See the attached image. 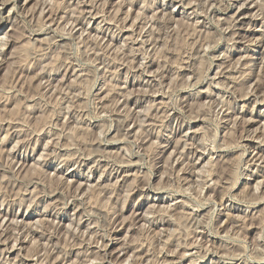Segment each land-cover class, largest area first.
<instances>
[{
  "label": "rangeland",
  "instance_id": "1",
  "mask_svg": "<svg viewBox=\"0 0 264 264\" xmlns=\"http://www.w3.org/2000/svg\"><path fill=\"white\" fill-rule=\"evenodd\" d=\"M221 2L223 7H217L215 0H205L212 6L207 12L201 8L191 19L199 0H187L179 7L169 2L165 9V14L172 13L169 39L157 31L155 20L151 24L142 21L143 16L154 14L141 12L139 0L131 6L124 0H87L83 4L80 0H0V38L7 35L5 48L0 45V252L6 259L15 264H61L62 257L49 249L62 238L65 264H80L83 249L99 252L84 257L87 264H108L109 260L111 264H193L197 260L198 264H264V0ZM41 3L46 6L40 7ZM98 4L103 5L102 10L94 7ZM68 8L71 12L66 15ZM209 19L226 29L223 38ZM148 32L154 36L146 40ZM74 45L79 49L77 55L88 54L89 63L84 67L72 55ZM130 46L137 52L142 46L148 50L147 72L140 55L125 60ZM105 53L112 61L113 77L93 84L89 72ZM161 65H165L163 73ZM97 75L104 76L105 69L99 67ZM172 94L179 110L165 111L163 106ZM219 98L227 103H217ZM90 103L95 104V111L88 107ZM114 104L116 111L110 115ZM125 109L129 110L127 116ZM185 110L193 119L184 120ZM139 112L147 114L146 127L164 117L160 123L166 127L180 120L184 128L167 140L153 137L148 143L142 137L144 130L130 118ZM207 113L219 116V123L216 139L205 149L201 141L210 139ZM108 122L112 128L105 131ZM124 122L122 130L117 125ZM185 134L191 147L183 141ZM129 140L150 151L154 167L148 183L165 192L146 184L133 191L122 205L123 216L113 221L119 226L112 230L117 239L110 243L94 235L98 217L109 215L115 201L108 194L115 191L123 196L143 168L139 157L128 160L125 155ZM57 141L63 145L57 149L59 155L66 160L59 171L57 158L51 155ZM80 142L87 156L69 159L81 147ZM156 144L162 146L154 148ZM114 161H119L114 164L118 173H112ZM9 169L17 175L14 184L6 178L12 175ZM41 178L45 182L39 187L45 194L35 196L32 203L35 184L27 192L21 193V188L26 180ZM170 178L174 184L169 183ZM171 188L180 191L168 195ZM142 193H151L153 199H140ZM205 198L215 201L212 216L213 205L201 203ZM57 204L62 209L51 207ZM193 204L201 206L193 208ZM45 206H50L47 212ZM76 219L81 223H74ZM198 220L210 222L211 227L206 230L201 224L190 231L189 226L195 227ZM239 224L245 225L242 231ZM24 225H35L30 229L31 240L11 239L10 229L22 231ZM41 229L48 232L43 240ZM77 236L79 240L73 239ZM238 238L250 242L251 250L247 243L242 248Z\"/></svg>",
  "mask_w": 264,
  "mask_h": 264
},
{
  "label": "clouds",
  "instance_id": "2",
  "mask_svg": "<svg viewBox=\"0 0 264 264\" xmlns=\"http://www.w3.org/2000/svg\"><path fill=\"white\" fill-rule=\"evenodd\" d=\"M86 2H87V0H80L81 4L86 3ZM136 2H137V0H124V3L128 4L129 6H131L132 4H134ZM139 2L141 3V12H145V11L150 10L154 14L153 16H143L142 21L146 24H151L152 21L155 20L157 22V24L159 25V27L157 28V31L161 32L163 34V36H166L169 39H172L173 30L170 26V22H172V13L165 14V9L169 6L170 0H139ZM231 2H232V0H228L229 4H231ZM171 3L176 4V6L179 7L180 5L186 4L187 0H171ZM215 3H216L217 7H223L221 0H215ZM45 6H46L45 3H41V5H40V7H42V8H44ZM211 6H212L211 4H206L205 0H199L197 8L193 11L191 16H189V19L196 16L197 12L201 8L204 9L205 12H207V9L210 8ZM0 7H2V5H0ZM94 7L100 8L102 10L103 5L98 4V5H95ZM70 12H71V9L68 8V10L66 11L65 14L68 15ZM76 15H79V13H77ZM0 20H2V17H0ZM209 23H216L217 27L219 28L218 22L209 19ZM44 26L47 27V25H44ZM225 31H226V29L219 28L220 38H223V33ZM149 36H154V33L148 32L145 36V39L147 40ZM84 43L87 45V41H85ZM129 43L130 42L125 41V44H129ZM125 44H122L120 46L121 50H123L125 48ZM131 44H134V41L131 42ZM89 47H92V46H89ZM166 48H167V46H166ZM78 51H79L78 46L74 45L73 49H72V55L77 57L76 63L80 67H84L87 63H89V61L87 60L88 54L80 53L79 55H77ZM2 55H3V53L0 52V56H2ZM137 55H140L142 57V60L140 63L143 65V71L147 72L148 67H147L146 61L150 58V54H149L147 49L141 47L139 52H137V49L134 46H130L128 49V54H127V56H125V60L135 59ZM4 62H6V61H4ZM169 63H170V61H169ZM209 63H210V61H209ZM96 64L98 66H94L89 72V75L92 78L93 84H95L96 81H98V80H101V79L106 80L107 78L113 77V74L111 71V69L113 68V64H112V61L107 58V53H105L100 59H98L96 61ZM99 67H103L105 69V75L104 76L97 75V72L99 71ZM164 67H165V65H161V73H163ZM129 76H131V73H129ZM149 86H152L151 82L149 83ZM161 88H163V85H161ZM111 90L119 91V89H115V88H113ZM125 99H127V96H125ZM217 103L226 104L227 101L224 98H219ZM178 104H179L178 100L176 99L174 94H172V95H170L169 103L167 105H164L163 107L165 108V111H167L168 109H171L172 111H178L179 110ZM88 107H90L93 111H95V104L94 103H90L88 105ZM157 107H160V106L157 105ZM112 111H116L115 104L113 105L112 109L109 112L110 115H111ZM125 115L126 116L129 115L128 109H125ZM206 115L208 116V120H209L208 131L210 133V139H208L207 141H201V146L205 147V149L207 147H209L211 145L212 141H214L216 139V129H217L218 123H219V116L215 115L214 113H207ZM131 117H134L135 123L144 130L142 133V137L148 143H152L153 137L155 138L156 141L167 140L170 135H174L177 131H181L184 128V122L180 121V120H177L174 124H171V125L166 127L165 125L160 123V121L162 119H164V117H158L156 120H154L152 122L153 126H147L146 127V121L148 120L146 112L133 113V114H131L130 118ZM200 118H204V116L201 115ZM191 119H193V116L187 115V110H185L184 120L187 121V120H191ZM117 126L123 130L126 127V122L119 123ZM52 128L54 129L55 125H52ZM111 128H112V122H108V126L105 129V131H109V130H111ZM52 134L55 135V133H52ZM65 134L66 133H64V132L60 133V135H65ZM183 141L187 144L188 136L186 134L183 136ZM80 143H81V147L77 148V151L75 152L74 156L69 157V159H73V158H77V157H81V156H84V157L87 156V152L81 150L85 146L82 144V142H80ZM105 143H106V141H105ZM159 146H162V145L156 144V145H154V148L159 147ZM187 146L191 147L192 145L187 144ZM60 147H63V145L59 144L57 141V146H56V148L53 149V151L51 153V155H53L57 158V160H56V166H57L56 170L57 171H59L61 168H63L64 164L66 162L65 158L60 157V155H59V152L57 149ZM177 148L179 149V145H177ZM124 153L127 156L128 160H131L133 157H139V161L142 164L143 168H147L148 171H147V173H144L143 168H142L140 170V175L138 177L134 178L133 183L128 186V188L125 191V194L123 196H120L115 191H112L108 194L109 198L115 197V201L113 202L111 208L109 209V213H110L109 215L101 214L98 217V223L96 224L94 235L99 239H107V240H109V242H111L114 239H117V238L112 236V230L114 228L118 227L119 224L118 223L114 224L113 221H116L117 217L123 216L122 205L125 202V200L127 199V197L129 195H131V193L133 191H135L138 187H140L141 184H146L149 187H153L154 191L165 192V189H163V188L155 189V187L153 185L148 183V179L151 178L152 172H153V167H154V158L151 156L150 151L146 152L144 150L143 146H138L136 141L129 140L128 147L125 148ZM100 158L102 159L103 157L101 156ZM193 158L195 159V156ZM241 159H242V157H241ZM116 163H119V161H114L113 165H110V167L112 168V173H118V171H119L116 167H114V164H116ZM0 167H2V165H0ZM169 168L171 169V165H169ZM9 170H11V169H9ZM11 171H12V175L10 177H6V178L8 179L10 184H14V182L17 179V175H16L14 170H11ZM112 173H108V174L111 175ZM87 175H88V177H91L92 173L88 172ZM209 180H210V177H209ZM44 182L45 181L43 178L36 180V181L26 180L24 182L22 188H21V193L27 192L29 190L30 185L35 184L36 188H35L34 193L32 194V201H31L32 203H34L35 202V196L45 194V190L41 189L39 187V185L41 183H44ZM169 183L174 184L175 180L173 178H170ZM46 187H47V185H45V188ZM177 191H180V189L179 188H171V189L167 190V194L174 196ZM157 198H160V197H157ZM163 198H167V196H165ZM140 199L152 200L153 196L151 193H142L140 196ZM2 203L3 202L0 201V206H2ZM86 203H87L86 201L82 202V206L85 205ZM201 203L212 204L213 208H212V212L209 213V216H212L215 214L216 209H215V201L214 200L205 198V200H203ZM24 204H25V202L23 201V198L21 196V205L24 206ZM200 206H201V204H193L192 205L193 208H198ZM49 207L50 206H45L44 211L47 212ZM51 207H53L57 210H60V209H62L63 205L57 204V205H53ZM85 218H87V212H85ZM140 219L144 220L145 222H148V223L151 222L147 219V217H144V216H141ZM73 222L76 224H79L80 220L76 219ZM17 223H19V222H17ZM137 223H139V221H137ZM201 224H203V226L206 230L211 227L210 222L205 223L204 221H199L195 227L189 226L190 231L195 232L200 227ZM32 227H35V225H24L22 231H16L15 228H11L10 231H11L12 235L10 236V238L15 239V240H19V239H21V237H27L29 240H31L30 229ZM244 227H245V225H243V224L237 225V228L240 229L241 231L244 229ZM6 231H9V229H6ZM47 235H48V232L45 229H41L40 239L43 240L45 238V236H47ZM73 239L79 240V237L78 236L73 237ZM230 239H231V237H230ZM130 242H131V240H129V243ZM236 242H238L242 248L247 243L249 245V251L251 250L250 242H246L242 238H238ZM83 243L87 244L88 241L84 240ZM68 246H71V244L69 243ZM53 250L56 251L57 256L62 257L61 264H65V262L67 261V252L65 250V245L63 244L62 238L58 243L51 245V247L49 249V253H51ZM88 255H99V252L89 253L87 249L81 250V252L79 253V257L81 258L80 264H87V260L84 259V257H86ZM197 256H199V253H197ZM244 256H245V258H247L248 251H246L244 253ZM104 259H108L107 254H105ZM0 264H15V262L6 259L4 254L2 252H0ZM68 264H71V262L68 261ZM101 264H103V261H101ZM108 264H111L110 260L108 261ZM193 264H198V260L194 261Z\"/></svg>",
  "mask_w": 264,
  "mask_h": 264
},
{
  "label": "bare ground",
  "instance_id": "3",
  "mask_svg": "<svg viewBox=\"0 0 264 264\" xmlns=\"http://www.w3.org/2000/svg\"><path fill=\"white\" fill-rule=\"evenodd\" d=\"M27 1H30V2H31V0H26V2H27ZM247 1H248V0H247ZM253 1H254V0H253ZM256 1H257V0H256ZM44 2H45V0H44ZM47 2H48V0H47ZM50 2H51V1H50ZM170 2H171V1H170ZM245 2H246V1H245ZM245 2H244V3H245ZM28 3H29V2H28ZM78 3H79V2H78ZM258 3H259V2H258ZM261 3H262V2H261ZM0 4H1V3H0ZM38 4H39V3H38ZM38 4H37V5H38ZM45 4H46V3H45ZM255 4H256V3H255ZM262 4H263V3H262ZM27 5H28V4H27ZM132 5H133V4H132ZM244 5H245V4H244ZM250 5H251V4H250ZM15 6H16V5H15ZM15 6H14V7H15ZM50 6H51V4H50ZM241 6H242V5H241ZM258 6H259V5H258ZM260 6H261V5H260ZM36 7H37V6H36ZM36 7H34V8H36ZM239 7H240V6H239ZM263 7H264V6H263ZM52 8H53V7H52ZM241 8H242V7H241ZM15 9H16V8H15ZM36 9H37V8H36ZM83 9H84V8H83ZM130 9H131V8H130ZM193 9H194V8H193ZM238 9H240V8H238ZM12 10H13V9H12ZM16 10H17V9H16ZM30 10H31V9H30ZM30 10H29V11H30ZM44 10H45V9H44ZM260 10H261V9H260ZM84 11H86V10H84ZM238 11H239V10H238ZM10 12H12V11H10ZM30 12H31V11H30ZM41 12H42V11H41ZM51 12H52V11H51ZM42 13H43V12H42ZM254 13H255V12H254ZM256 13H257V12H256ZM25 14H30V13H27V12H26ZM52 14H53V13H52ZM52 14H50V16H51ZM137 14H138V13H137ZM139 14H140V13H139ZM258 14H259V13H258ZM128 15H129V13H128ZM128 15H127V16H128ZM241 15H242V14H241ZM243 15H245V14H243ZM1 16H2V15H1ZM50 16H49V17H50ZM47 17H48V16H47ZM47 17H46V18H47ZM129 17H130V16H129ZM139 17H140V16H139ZM234 17H235V16H234ZM241 17H242V16H241ZM257 17H258V16H257ZM15 18H16V16H15ZM15 18H14V19H15ZM55 18H56V17H55ZM135 18H136V17H135ZM126 19H128V18H126ZM137 19H138V18H137ZM137 19H136V20H137ZM231 19L233 20L232 17H231ZM234 19H235V18H234ZM245 19H246V17H245ZM261 19H262V18H261ZM46 20H47V19H46ZM220 21H221V20H220ZM227 21H228V20H227ZM230 21H231V20H230ZM236 21H237V20H236ZM249 21H250V20H249ZM50 22H51V21H50ZM80 22H81V20H80ZM137 22H138V21H137ZM223 22H224V21H223ZM76 23H77V22H76ZM13 24H14V23H13ZM51 24H52V23H51ZM79 24H80V23H79ZM226 24H227V23H226ZM233 24H234V23H233ZM98 25H99V24H98ZM227 25H230L229 22H228ZM1 26H2V25L0 24V29L3 28V27H1ZM12 26H13V25H12ZM249 27H250V26H249ZM130 28H131V26H130ZM130 28H129V29H130ZM132 28H133V24H132ZM228 28H229V27H228ZM241 28H242V27H241ZM251 29H252V28H251ZM227 31H228V30H227ZM95 32H96V31H95ZM238 32H239V31H238ZM238 32H237V33H238ZM90 33H91V32H90ZM98 33H99V32H98ZM230 33H231V32H230ZM232 33H233V32H232ZM80 34H81V33H80ZM105 34H106V33H105ZM206 34H207V32H206ZM233 34H234V33H233ZM235 34H236V33H235ZM5 35H6V34H5ZM5 35H4L3 37L0 38V45L3 44V41L5 40V39H4V38H5ZM83 35H84V34H83ZM96 35H97V34H96ZM9 36H10V35H9ZM81 36H82V35H81ZM231 36H233V35H231ZM231 36H230V37H231ZM235 36H236V35H235ZM235 36H234V37H235ZM6 37H7V35H6ZM29 38H30V37H29ZM97 38H98V37H97ZM248 38H249V37H248ZM112 39H113V38H112ZM232 39H234V38H232ZM13 40H15V39L13 38ZM45 40H46V38H45ZM236 40H237V39H236ZM251 40H252V38H251ZM256 40H257V39H256ZM6 41H7V40H6ZM15 41H16V40H15ZM28 41H30V40H28ZM33 41H34V40H33ZM232 41H233V40H232ZM240 42H241V41H240ZM30 43H31V42H30ZM153 44H154V43H153ZM3 45H4V46H2V47L5 48V44H3ZM27 45H28V44H27ZM32 45H34V43H33ZM256 45H257V44H256ZM0 47H1V46H0ZM6 47H7V45H6ZM142 47H143V46H142ZM4 48H3V49H4ZM15 50H17V48H15ZM15 50H14V51H15ZM229 50H230V49H229ZM44 51H45V50H44ZM241 52H242V51H241ZM43 53H44V52H43ZM13 54L15 55V53H13ZM37 55H38V54H37ZM10 56H11V55H10ZM41 56H42V55H41ZM11 57H12V56H11ZM138 57H139V56H138ZM250 63H251V62H250ZM1 64H2V63H1ZM236 64H237V63H236ZM148 65H149V64H148ZM262 65H263V63H262ZM140 66H141V65H140ZM222 66H223V65H222ZM260 66H261V65H260ZM220 67H221V66H220ZM261 67H262V66H261ZM261 67H260V68H261ZM226 68H227V67H226ZM228 68H232V66H231V67H228ZM142 69H143V68H142ZM261 70H262V69H261ZM261 70H259V73H260ZM223 71H224V70H223ZM225 72H226V71H225ZM219 73H220V72H218V74H219ZM222 73H223V72H222ZM222 73H221V74H222ZM148 74H149V73H148ZM155 74H156V73H155ZM218 74H217V75H218ZM151 75H152V74H151ZM259 75H260V74H259ZM77 76H78V75H77ZM77 76H76V77H77ZM261 76H262V75H261ZM78 77H80V75H79ZM126 78H127V77H126ZM261 78H262V77H261ZM261 78H259V80H260ZM127 79H128V78H127ZM145 80H146V79H145ZM150 81H151V80H150ZM263 81H264V80H263ZM140 83H141V82H140ZM261 83H262V82H261ZM261 85H262V84H261ZM125 87H126V86H125ZM123 94H124V93H123ZM207 94H208V93H207ZM197 98H198V97H197ZM125 102H126V101H125ZM127 102H128V101H127ZM256 102H257V101H256ZM263 102H264V101H263ZM135 103H136V102H135ZM257 103H258V102H257ZM261 103H262V102H261ZM160 105H161V104H160ZM254 109H255V108H254ZM253 113H254V112H253ZM236 118H237V117H236ZM250 120H251V119H250ZM247 121H249V120H247ZM253 121H254V120H253ZM250 122H251V121H250ZM255 123H256V122H255ZM11 130H12V129H11ZM263 132H264V131H263ZM7 134H8V133H7ZM116 135H117V134H116ZM9 136H10V135H9ZM5 137H7V136H5ZM120 137H121V136H120ZM9 138H10V137H9ZM118 138H119V137H118ZM122 138H123V136H122ZM7 139H8V138H7ZM17 139H18V138H17ZM98 139H99V137H98ZM111 140H113V139H111ZM252 140H253V139H252ZM257 140H259V139H257ZM261 140H262V139H261ZM123 141H124V140H123ZM169 141H170V140H169ZM37 142H38V141H37ZM113 142H114V141H113ZM176 142H177V141H176ZM176 142H175V144H176ZM2 143H3V142H2ZM53 143H54V142H53ZM115 143H116V142H115ZM18 144H20V141H19ZM178 144H180V143H178ZM261 144H262V143H261ZM263 144H264V142H263ZM159 145H160V144H159ZM55 146H56V145H55ZM176 146H177V145H176ZM15 147H16V146H15ZM22 147H23V146H22ZM53 147H54V146H53ZM102 147H103V146H102ZM54 148H55V147H54ZM12 150H13V148H12L11 151H9V152H12ZM175 150H176V149H175ZM256 150H257V149H256ZM176 152H177V151H176ZM262 152H263V151H262ZM246 153H247V152H246ZM95 154H96V153H95ZM174 154H175V153H174ZM172 155H173V154H172ZM242 156H243V155H242ZM257 159H258V158H257ZM259 159H260V158H259ZM263 160H264V159H263ZM221 161H222V160H221ZM16 162H17V161H16ZM224 162H225V160H224ZM258 162H259V161H258ZM75 163H76V162H75ZM122 163H123V162H122ZM124 163H126V162H124ZM132 163H133V162H132ZM132 163H131V164H132ZM129 164H130V163H129ZM135 164H136V163H135ZM223 164H224V163H223ZM75 166H76V165H75ZM80 166H81V165H80ZM103 173H104V171H103ZM256 174H257V173H256ZM127 177H128V176H127ZM98 181H99V180H98ZM117 181H118V180H117ZM259 181H260V180H259ZM216 183H218V182H216ZM216 183H215V184H216ZM256 183H257V182H256ZM263 183H264V182H263ZM218 184H219V183H218ZM69 185H70V184H69ZM220 185H221V183H220ZM35 186H36V185H35ZM81 186H82V185H81ZM117 186H119V185H117ZM215 186H216V185H215ZM260 186H261V185H260ZM72 187H73V186H72ZM92 187H93V186H92ZM96 187H97V186H96ZM99 187H100V186H99ZM255 187H256V186H255ZM90 188H91V186H90ZM90 188H89V191H90ZM79 189H80V188H79ZM120 189H121V188H120ZM159 189H160V188H159ZM215 189H216V188H215ZM254 189H255V188H254ZM258 189H260V188H258ZM77 190H78V189H77ZM93 190H95V188H94ZM256 191H257V189H256ZM74 192H75V191H74ZM82 192H83V191H82ZM259 192H260V191H259ZM33 193H34V192H33ZM89 193H90V192H89ZM256 193H258V192H256ZM81 194H84V193H81ZM90 194H91V193H90ZM94 194H95V193H94ZM86 197H87V196H86ZM76 199H77V198H76ZM261 199H262V198H261ZM263 199H264V197H263ZM19 200H20V199H19ZM13 201H14V200H13ZM8 205H9V204H8ZM13 205H14V204H13ZM51 205H52V204H51ZM66 205H67V203H66ZM2 206H3V205H2ZM79 206H80V205H79ZM79 206H78V207H79ZM154 206H155V205H154ZM154 206H153V207H154ZM150 209H151V208H150ZM158 209H159V207H158ZM198 209H199V208H198ZM147 211H148V210H147ZM198 212H199V211H198ZM150 213H151V212H150ZM163 213H164V212H163ZM6 214H7V213H6ZM11 214H12V213H11ZM18 214H19V213H18ZM83 214H84V213H83ZM91 214H92V213H91ZM152 214H153V213H152ZM167 214H168V213H167ZM169 214H170V213H169ZM197 215H198V214H197ZM2 216H3V214H2ZM94 216H95V215H94ZM135 216H136V215H135ZM170 216H171V215H170ZM80 217H81V216H80ZM80 217H79V218H80ZM165 217H166V216H165ZM199 217H200V216H199ZM201 217H202V216H201ZM57 218H58V217H57ZM92 218H93V217H92ZM202 218H203V217H202ZM6 219H7V218H5V220H6ZM8 219H9V217H8ZM83 219H84V218H83ZM169 219H170V217H169ZM193 219H194V218H193ZM79 220H81V219H79ZM195 220H196V219H195ZM3 221H4V220H3ZM15 221H16V220H15ZM15 221H14V222H15ZM198 221H199V220H198ZM4 222H5V221H4ZM25 222H26V221H25ZM39 222H40V221H39ZM39 222H37V223H39ZM194 222H195V221H194ZM10 223H11V222H10ZM12 223H13V222H12ZM37 223H36V224H37ZM80 223H81V222H80ZM170 223H171V222H170ZM1 224H2V223H1ZM13 224H14V223H13ZM15 224H16V223H15ZM15 224H14V225H15ZM27 224H28V223H27ZM40 224H41V223H40ZM52 224H53V223H52ZM124 224H125V222H124ZM193 224H194V223H193ZM2 225H4V224H2ZM12 226H13V225H12ZM16 226H17V225H16ZM78 226H79V225H78ZM12 228H13V227H12ZM1 229H2V228H1ZM5 229H6V228H5ZM8 229H9V228H8ZM198 229H199V228H198ZM200 229H201V228H200ZM232 229H233V228H232ZM227 230H228V229H227ZM3 231H4V230H3ZM229 231H230V229H229ZM232 231H233V230H232ZM226 232H227V231H226ZM3 233H4V232H3ZM92 233H93V232H92ZM197 233H198V232H197ZM227 233H228V232H227ZM74 234H75V233H74ZM52 235H53V234H52ZM91 235H92V234H91ZM201 235H202V234H201ZM229 236H230V235H229ZM53 237H54V236H53ZM14 240H15V239H14ZM200 240H201V239H200ZM17 241H18V240H17ZM24 241H25V240H24ZM201 241H202V240H201ZM203 241H204V239H203ZM10 243H11V242H10ZM35 243H36V242H35ZM110 243H111V242H110ZM32 244H34V242H33ZM203 244H204V243H203ZM15 245H16V244H15ZM108 246H109V245H108ZM14 247H15V246H13L12 248H14ZM103 247H104V246H103ZM180 247H181V246H180ZM45 248H47V247H45ZM105 248H107V247H105ZM126 248H127V247H126ZM119 249H120V248H119ZM229 249H230V248H229ZM12 250H13V249H12ZM104 251H105V250H104ZM227 251H228V250H227ZM54 252H55V251H54ZM120 252H121V251H120ZM161 252H162V251H161ZM229 252H230V251H229ZM3 253H4V252H3ZM173 253H174V252H173ZM173 253H172V254H173ZM190 253H192V251H191ZM223 253H224V252H223ZM19 254H20V253H19ZM170 254H171V253H170ZM186 254H187V253H186ZM225 254H226V253H225ZM225 254H224V255H225ZM227 254H228V252H227ZM229 254H230V253H229ZM183 255H184V253H183ZM183 255H182V256H183ZM187 255H188V254H187ZM221 256H222V255H221ZM236 256H237V255H236ZM17 257H18V256H17ZM33 257H35V256H33ZM132 257H133V256H132ZM233 257H234V256H233ZM233 257H232V258H233ZM237 257H238V256H237ZM18 258H19V257H18ZM26 258H27V257H26ZM77 258H78V257H77ZM129 258H130V257H129ZM129 258H128V259H129ZM137 258H138V257H137ZM193 259H195V258H193ZM239 259H240V257H239ZM97 260H98V259H97ZM138 260H139V259H138ZM142 260H143V259H142ZM18 261H19V260H18ZM93 261H94V260H92V262H93ZM111 261H112V260H111ZM147 261H148V259H147ZM164 261H165V260H164ZM104 262H106V261H104ZM167 262H168V261H167ZM167 262H166V264H167ZM172 262H174V261H172ZM190 262H191V261H190ZM216 262H217V261H216ZM225 262H226V261H225ZM125 263H126V262H125ZM88 264H90V263H88ZM157 264H158V263H157ZM163 264H164V263H163ZM216 264H217V263H216Z\"/></svg>",
  "mask_w": 264,
  "mask_h": 264
}]
</instances>
